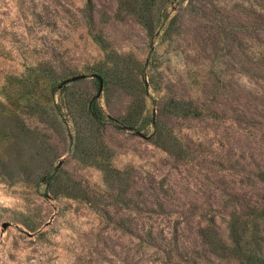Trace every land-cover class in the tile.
<instances>
[{
	"label": "rangeland",
	"instance_id": "obj_1",
	"mask_svg": "<svg viewBox=\"0 0 264 264\" xmlns=\"http://www.w3.org/2000/svg\"><path fill=\"white\" fill-rule=\"evenodd\" d=\"M247 255L264 0H0V264Z\"/></svg>",
	"mask_w": 264,
	"mask_h": 264
},
{
	"label": "trees",
	"instance_id": "obj_2",
	"mask_svg": "<svg viewBox=\"0 0 264 264\" xmlns=\"http://www.w3.org/2000/svg\"><path fill=\"white\" fill-rule=\"evenodd\" d=\"M248 264H264L262 259L259 256L255 255H247L245 258Z\"/></svg>",
	"mask_w": 264,
	"mask_h": 264
},
{
	"label": "water",
	"instance_id": "obj_3",
	"mask_svg": "<svg viewBox=\"0 0 264 264\" xmlns=\"http://www.w3.org/2000/svg\"><path fill=\"white\" fill-rule=\"evenodd\" d=\"M77 77H82V76H77ZM77 77H75V78H77ZM99 79H100V83H101V87H102V84H103V81H102V78L100 77V76H97ZM139 135H143V133L142 132H140V131H138L137 132ZM144 136V135H143Z\"/></svg>",
	"mask_w": 264,
	"mask_h": 264
}]
</instances>
